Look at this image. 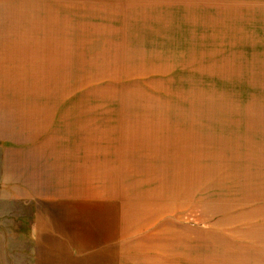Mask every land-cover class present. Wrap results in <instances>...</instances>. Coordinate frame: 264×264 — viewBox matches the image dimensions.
I'll return each instance as SVG.
<instances>
[{"label": "rangeland", "instance_id": "1", "mask_svg": "<svg viewBox=\"0 0 264 264\" xmlns=\"http://www.w3.org/2000/svg\"><path fill=\"white\" fill-rule=\"evenodd\" d=\"M2 48L17 121L120 200L123 264H264V0H0ZM32 209L0 191V264Z\"/></svg>", "mask_w": 264, "mask_h": 264}, {"label": "crops", "instance_id": "2", "mask_svg": "<svg viewBox=\"0 0 264 264\" xmlns=\"http://www.w3.org/2000/svg\"><path fill=\"white\" fill-rule=\"evenodd\" d=\"M13 57L14 53L11 55L2 48L3 65L12 62L15 66ZM14 97L13 93L11 97L0 99V130L3 131L0 173L7 181L0 184V191L9 198L32 203L33 264H123L121 256L115 252L119 251L122 241L120 200L100 196L85 187L89 183L83 176L82 182L88 184L73 183L75 173L59 167L62 165L58 157L48 151L50 144L44 142V123L17 121L22 113L16 112L18 102ZM36 115L30 113V116ZM38 117L44 120V113ZM11 126H17L15 129L20 134L28 132L32 136L29 144L6 142L10 140Z\"/></svg>", "mask_w": 264, "mask_h": 264}]
</instances>
